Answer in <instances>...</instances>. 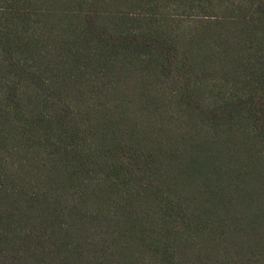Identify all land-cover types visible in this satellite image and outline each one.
Here are the masks:
<instances>
[{
  "label": "trees",
  "instance_id": "16d2710c",
  "mask_svg": "<svg viewBox=\"0 0 264 264\" xmlns=\"http://www.w3.org/2000/svg\"><path fill=\"white\" fill-rule=\"evenodd\" d=\"M0 264H264V0H0Z\"/></svg>",
  "mask_w": 264,
  "mask_h": 264
}]
</instances>
